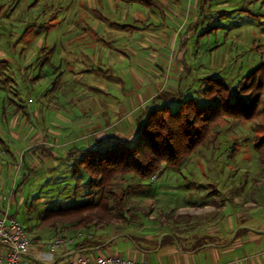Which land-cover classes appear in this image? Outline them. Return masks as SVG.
Here are the masks:
<instances>
[{
	"label": "rangeland",
	"instance_id": "1",
	"mask_svg": "<svg viewBox=\"0 0 264 264\" xmlns=\"http://www.w3.org/2000/svg\"><path fill=\"white\" fill-rule=\"evenodd\" d=\"M151 1L156 5L0 0V80H12L0 82V213L16 207L25 228L24 219L37 223L55 198L69 202L73 181L45 155L61 157L111 133L130 138L151 97L180 91L191 97L201 90L200 79L211 76L226 78L235 92L241 77L264 63V0H206L204 6L203 0ZM213 25L218 29L199 37ZM52 47L51 64L41 67ZM80 52L91 64L83 61L82 72L77 64L66 68ZM213 132L216 137L178 168L153 177L169 184L157 197L133 186L139 180L131 175L117 178L115 189L125 190V213L108 233L141 243L163 231L211 225L206 215L216 213L221 201L253 205L248 201L264 199V153L254 148L264 135V93L252 122L222 120ZM36 145L53 150L28 152ZM24 166L36 172L12 195ZM37 193L41 198H34ZM98 231L90 226L71 234L96 238Z\"/></svg>",
	"mask_w": 264,
	"mask_h": 264
},
{
	"label": "trees",
	"instance_id": "2",
	"mask_svg": "<svg viewBox=\"0 0 264 264\" xmlns=\"http://www.w3.org/2000/svg\"><path fill=\"white\" fill-rule=\"evenodd\" d=\"M205 1L200 6H204ZM145 2L156 5L151 0ZM218 26L209 27L199 37L210 34ZM53 53L52 47L45 53L41 67L51 64L50 56ZM3 62L0 60V64ZM10 80L3 77L0 82L7 85ZM226 80L215 76L202 78L201 90L191 97H186L185 91L155 95L137 118L135 133L130 138L122 139L111 133L105 138H94L90 147L70 148L64 156L45 155L51 164L63 165L65 176L73 181L69 188L72 195L69 202L61 199L62 196L55 198L51 206L37 217V224L52 225L61 233H75L90 226L109 228L124 218L125 213L122 202L125 190L115 189L114 181L117 178L131 175L139 180L133 186L145 189L147 184H143V180L160 176L166 167L178 168L206 141L216 137L213 127L219 121L252 122L262 106L264 63L242 76L235 92ZM17 105V108H21ZM254 148L264 153V135L256 141ZM37 149L46 151L53 148L36 145L28 152ZM235 153L234 149L229 154L233 157ZM24 170L17 189L36 172L26 167ZM80 189L84 192L78 197L76 195ZM34 198L41 197L37 193ZM10 217L14 218L12 215ZM80 235L81 245H99L94 243V237ZM131 240L135 241L134 238Z\"/></svg>",
	"mask_w": 264,
	"mask_h": 264
},
{
	"label": "crops",
	"instance_id": "3",
	"mask_svg": "<svg viewBox=\"0 0 264 264\" xmlns=\"http://www.w3.org/2000/svg\"><path fill=\"white\" fill-rule=\"evenodd\" d=\"M77 54L76 58L71 55L72 59H69L70 63L66 68L73 69V66L77 64L78 70L82 72L85 65L83 61H89L81 52ZM102 65L103 63L98 64L99 67ZM136 81L141 87L145 84L144 81L138 79ZM150 99L152 100L153 97ZM130 130L133 134L135 129L131 127ZM114 135L122 139L126 138V135L122 133L117 135L114 133ZM8 154L16 158L13 152ZM143 184H147L145 190H150L155 197L164 193L169 185L164 184L162 176L156 181H153V178L149 181L143 180ZM21 188L12 190V195ZM248 202H252L253 205L236 203L235 199L231 203L227 200L221 201L216 213L211 212L206 215V217L211 216V225L196 230L181 227L178 229L179 233L163 231L158 237H144L143 242L137 243L129 236L119 237V233L115 235L114 230L108 233V228L105 227L99 229L98 235H100L93 240L99 245L91 243L81 245L80 237L75 238L74 244L58 247L53 251L48 245L54 238L59 235L74 236L69 232L61 233L52 225L41 226L33 223L32 220L24 219V226L32 240V246L29 253L21 257V263L60 264L75 256L89 258L117 256L133 261H146L149 264H264V199ZM10 212L8 214L18 220V209L14 207ZM157 226L160 225L157 223ZM5 255L6 250L0 246V256Z\"/></svg>",
	"mask_w": 264,
	"mask_h": 264
},
{
	"label": "built area",
	"instance_id": "4",
	"mask_svg": "<svg viewBox=\"0 0 264 264\" xmlns=\"http://www.w3.org/2000/svg\"><path fill=\"white\" fill-rule=\"evenodd\" d=\"M79 236V235H78ZM79 237H56L49 243V249L66 247L74 244ZM0 246L6 250L5 256H0V264H22L21 257L29 253L32 240L23 228L22 224L10 217L7 212L0 214ZM60 264H149L146 261H133L117 256H97L89 258L75 256Z\"/></svg>",
	"mask_w": 264,
	"mask_h": 264
}]
</instances>
